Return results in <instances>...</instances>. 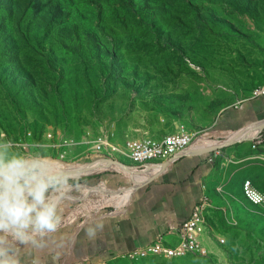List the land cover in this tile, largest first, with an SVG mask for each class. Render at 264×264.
I'll list each match as a JSON object with an SVG mask.
<instances>
[{
    "label": "rangeland",
    "instance_id": "obj_1",
    "mask_svg": "<svg viewBox=\"0 0 264 264\" xmlns=\"http://www.w3.org/2000/svg\"><path fill=\"white\" fill-rule=\"evenodd\" d=\"M103 1L105 17L98 0H0V136L15 144L29 132L38 144L49 132L82 140L62 159L40 148L88 163L97 158L91 141L106 134L131 164V139L172 133L178 122L208 132L264 83V0H147L132 11ZM261 134L237 143L241 159L222 169L230 180L209 199L214 209H204L203 221L215 210L223 245L209 256L149 253L105 264H264V205L243 191L247 179L264 191L251 179L264 187ZM112 174L121 190L134 182ZM111 195L99 197L114 205Z\"/></svg>",
    "mask_w": 264,
    "mask_h": 264
},
{
    "label": "crops",
    "instance_id": "obj_2",
    "mask_svg": "<svg viewBox=\"0 0 264 264\" xmlns=\"http://www.w3.org/2000/svg\"><path fill=\"white\" fill-rule=\"evenodd\" d=\"M263 119L264 96L250 95L224 110L214 127L204 133L209 138L224 140ZM257 126L243 129L238 136L250 135ZM204 133L197 132V135ZM237 143L215 151L183 154L161 170L143 176L125 173L134 181L125 190L119 186L122 178L112 174L121 171L93 175L89 178V187L92 188L80 183L78 189L65 194L61 226L54 237H49L45 248L35 253L25 249L23 254L37 258L39 264H82L88 260H104L105 264L138 252L135 248L151 246L160 236H164L166 244H176L178 237L174 229L191 216L205 197L212 201L216 190H223L230 180L224 177L222 169L229 166L234 157L238 159L237 152L243 146ZM206 146L202 143V147ZM102 162L109 163L110 160ZM157 165L146 166L145 169ZM251 179L259 188H264L255 176ZM103 193H112L106 201L116 203L109 205L105 202L104 197H99ZM222 208L227 210L225 206ZM207 211L210 212L209 209ZM88 228L96 230L95 237L89 238Z\"/></svg>",
    "mask_w": 264,
    "mask_h": 264
},
{
    "label": "clouds",
    "instance_id": "obj_3",
    "mask_svg": "<svg viewBox=\"0 0 264 264\" xmlns=\"http://www.w3.org/2000/svg\"><path fill=\"white\" fill-rule=\"evenodd\" d=\"M81 179L46 149L25 152L0 136V264H39L24 250L42 251L54 237L62 223V200ZM95 234L87 229L89 238Z\"/></svg>",
    "mask_w": 264,
    "mask_h": 264
},
{
    "label": "built area",
    "instance_id": "obj_4",
    "mask_svg": "<svg viewBox=\"0 0 264 264\" xmlns=\"http://www.w3.org/2000/svg\"><path fill=\"white\" fill-rule=\"evenodd\" d=\"M264 96V83L256 87L251 94V97ZM175 130L172 133H167L163 136H142L131 139L127 143V147L133 148V155H138L140 152H147V161L143 163H131L132 165L145 168L149 165H157L170 158L183 153L185 150L192 147H202L201 138L206 135L193 134L187 125L183 122H178L175 125ZM31 133L22 140L18 139L16 145L24 150H32L31 147L48 146L50 149L58 152L61 159L72 151V149L82 144V140L70 138H54V134L49 132L46 134V144H38L29 141ZM87 142V141H84ZM208 145V144H205ZM91 149L96 154V160H119L123 154L122 151L116 148L109 135L100 134L91 141ZM129 158V155H125ZM245 193H250L254 200V205H264V191L259 190L254 186L252 181L245 182ZM201 209H214L209 202V198L205 197L193 210L191 216L185 220L180 226L174 229V233L178 237V241L174 245H168L164 241V236L153 242V249L144 250V246L135 248L140 252L158 253L166 258H176L186 256V251H195L199 256H209L213 253L211 247L216 244L223 245L225 238L222 237L214 228L211 221H203L200 218ZM213 218L211 217V220ZM133 251V250H131ZM126 253H130L126 252ZM82 264H104V260L95 261L88 260Z\"/></svg>",
    "mask_w": 264,
    "mask_h": 264
},
{
    "label": "water",
    "instance_id": "obj_5",
    "mask_svg": "<svg viewBox=\"0 0 264 264\" xmlns=\"http://www.w3.org/2000/svg\"><path fill=\"white\" fill-rule=\"evenodd\" d=\"M258 124L260 125V129L258 131V134H260L263 130H264V119L254 122L253 124H250L249 126L243 128L246 129L252 125ZM242 130L237 131L235 134H233L232 136H230L227 139L224 140H218L215 138H211L212 140L218 141L219 143L216 144H209L206 147H192L190 149L185 150L183 153L176 155L172 158H170L167 161H164L160 164H158L157 166H155L154 168H152L155 171L161 170L164 166H166V164H168L169 162H173L176 159L180 158L181 156H183V154L186 153H203V152H210V151H215L218 150L220 148H222L223 146L226 145H231L240 141H244V140H251L254 139L255 137H251V138H244V137H240L238 136L240 134ZM75 171H77L81 177L83 176H93V175H97V174H101V173H105V172H109V171H121L124 173H131L130 171H132L133 175H137V174H147L149 171L145 168H139L136 167L132 164H127L121 160H110L109 163H103L102 160H95L92 162H88L85 163L83 166H81L80 168L76 169Z\"/></svg>",
    "mask_w": 264,
    "mask_h": 264
},
{
    "label": "bare ground",
    "instance_id": "obj_6",
    "mask_svg": "<svg viewBox=\"0 0 264 264\" xmlns=\"http://www.w3.org/2000/svg\"><path fill=\"white\" fill-rule=\"evenodd\" d=\"M260 129V125L257 126L256 130L253 131V133H251L250 135L248 136H244V138L248 137V138H251V137H255L257 134H258V131ZM194 134V133H193ZM201 143H205V144H216V143H219L218 141H215V140H212L211 138L209 137H202L201 138ZM129 150H130V154H129V157L135 162V163H143L145 161H147V152H140L138 155H133V148L132 147H129ZM57 161L65 164L67 167H69L70 169H73V170H76L78 168H80L81 166H83L85 163H72V162H66L64 160H60V159H56ZM151 166V165H149ZM149 172H153L154 170L152 168H146ZM132 172V171H130ZM146 175V174H144ZM135 176H143L142 174H137ZM250 180H247L246 182H249ZM243 191H244V196L246 197V199L252 203L254 205V200H253V197L251 196L250 193H245V184H244V187H243ZM203 212H204V209H201L200 211V218L201 220H203ZM153 249V243L151 246L147 247V248H144V250H151ZM192 252H195V251H186V255L192 253ZM151 252H140V250L138 252H134V253H131L129 254V256H134V257H143L147 254H149ZM158 254V253H157Z\"/></svg>",
    "mask_w": 264,
    "mask_h": 264
},
{
    "label": "trees",
    "instance_id": "obj_7",
    "mask_svg": "<svg viewBox=\"0 0 264 264\" xmlns=\"http://www.w3.org/2000/svg\"><path fill=\"white\" fill-rule=\"evenodd\" d=\"M146 2H147V0H114V5H115V7L119 8V9H120V7H124V8L130 9L132 11V10H139L140 6H142V5L144 6L147 4ZM105 4H106L105 1L98 0V6L97 7H99V14L102 17H105V15H106ZM263 135H264V131L262 132V136ZM91 177H94V176H88V178H91ZM214 212H215V210L213 211L214 218L211 220V223L213 225L218 223L216 215L214 214Z\"/></svg>",
    "mask_w": 264,
    "mask_h": 264
}]
</instances>
